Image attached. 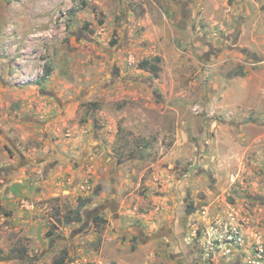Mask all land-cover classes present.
<instances>
[{
  "label": "rangeland",
  "instance_id": "rangeland-1",
  "mask_svg": "<svg viewBox=\"0 0 264 264\" xmlns=\"http://www.w3.org/2000/svg\"><path fill=\"white\" fill-rule=\"evenodd\" d=\"M256 251L264 0H0V264Z\"/></svg>",
  "mask_w": 264,
  "mask_h": 264
},
{
  "label": "built area",
  "instance_id": "built-area-1",
  "mask_svg": "<svg viewBox=\"0 0 264 264\" xmlns=\"http://www.w3.org/2000/svg\"><path fill=\"white\" fill-rule=\"evenodd\" d=\"M216 240L218 241H222V243H224L225 246H234V247H241L242 245H244V236L242 234V232L237 228V227H229L227 228L223 234H222V238H217ZM256 258L259 259L256 261H253L251 263L254 264H261L262 262L260 260H262L263 258V253L264 251H256ZM232 251H225V255H231Z\"/></svg>",
  "mask_w": 264,
  "mask_h": 264
},
{
  "label": "crops",
  "instance_id": "crops-1",
  "mask_svg": "<svg viewBox=\"0 0 264 264\" xmlns=\"http://www.w3.org/2000/svg\"><path fill=\"white\" fill-rule=\"evenodd\" d=\"M174 256H175V258L176 259H180V258H182V257H184V254H183V252L182 251H175V253H174ZM239 257H241V256H239ZM189 258V257H188ZM183 260H181V262L182 261H184V258H182ZM180 261V260H179ZM183 263V262H182ZM190 263V261H189V259H188V262L186 263V264H189Z\"/></svg>",
  "mask_w": 264,
  "mask_h": 264
},
{
  "label": "trees",
  "instance_id": "trees-1",
  "mask_svg": "<svg viewBox=\"0 0 264 264\" xmlns=\"http://www.w3.org/2000/svg\"><path fill=\"white\" fill-rule=\"evenodd\" d=\"M78 219H79V218H78ZM78 219H77V221H79ZM74 221H75V219H71V220L68 221V223L71 224V223L74 222ZM56 264H65V260L60 261V262H57Z\"/></svg>",
  "mask_w": 264,
  "mask_h": 264
}]
</instances>
